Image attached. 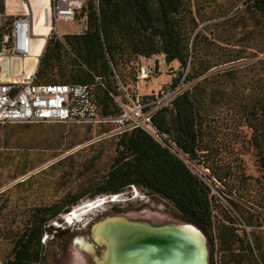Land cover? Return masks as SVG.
<instances>
[{
    "label": "trees",
    "instance_id": "trees-1",
    "mask_svg": "<svg viewBox=\"0 0 264 264\" xmlns=\"http://www.w3.org/2000/svg\"><path fill=\"white\" fill-rule=\"evenodd\" d=\"M243 2L247 12L264 16V0ZM220 9L221 6H216L208 13L204 6L192 4L190 0H97L96 5L93 0H84L79 10V15L84 13L86 18L84 28L78 33L64 34L63 42L50 34L41 48L31 79L41 83L92 84L98 112L114 115L117 108L109 94L118 92L111 67L122 79L118 65L138 56L148 58L161 54L166 64L175 60L178 75L156 92L172 86L181 76L186 85L169 104L151 115V122L190 163L201 164L215 182L222 183L229 195L225 219L230 225L221 224L216 230L220 215L214 209L207 184L180 157L138 127L116 132L114 154L90 197L116 194L126 187L137 186L170 201L184 221L203 232L210 244L208 264H214L213 239L217 243V264H264V240L254 230L264 223V69L255 79L245 80L244 66L237 63L245 57L243 39L251 31L238 32L236 37L213 35L212 25L235 21L223 17L208 23L219 15ZM3 12V0H0V17L5 15ZM9 25L6 30H0V36L9 30ZM231 25L237 27L234 22ZM41 30L45 37L46 18ZM260 53L264 66V46ZM224 63L231 65L218 72L219 79L213 83V78L205 73ZM129 68L134 67L129 65ZM94 76L102 84H95ZM189 81H192L190 85ZM132 82H128L131 90ZM222 84L229 85L233 106L240 109L237 122L250 129L248 141L259 171V176L253 179L255 187L240 163L236 140L226 148L214 138L216 126L210 118L211 105L222 104L225 95ZM248 84L250 93L245 92ZM221 147L228 152V160L223 159ZM209 184L215 185L212 180ZM80 197V194L73 195L66 208L58 201L30 208L33 211L28 223L15 238L6 259L1 258L3 264L36 261L31 251L33 246L40 245L44 224L61 212H69L71 209H64L76 204ZM212 209L217 212L215 218L211 216ZM236 225L240 234L236 232Z\"/></svg>",
    "mask_w": 264,
    "mask_h": 264
},
{
    "label": "rangeland",
    "instance_id": "rangeland-1",
    "mask_svg": "<svg viewBox=\"0 0 264 264\" xmlns=\"http://www.w3.org/2000/svg\"><path fill=\"white\" fill-rule=\"evenodd\" d=\"M190 2L204 6V10L208 13L210 9L221 6L219 15L209 19L208 23L223 17L235 20L233 22L236 23V28H232L233 22L219 26L212 25L210 32L213 35L220 33L230 36L234 34L236 37L238 32L251 31V34L244 35L245 57L237 64L244 66L245 80L249 78L253 80L261 74L264 69L260 62V58L263 57L260 50L264 46V16L247 12L248 8L243 0H190ZM13 11L15 10L9 12ZM16 12L15 15L21 13L20 10ZM10 16L14 15L5 14L0 17L1 31L8 28ZM44 18L45 12L42 6L33 20L35 38L32 37L31 41L36 39L33 53L39 52L44 44V33L41 30ZM57 26L61 33L80 32L78 22H58ZM211 50L214 49L211 47ZM129 65L134 68L130 69ZM137 65L148 67L155 65V72L148 78L137 79L135 72ZM230 65L221 64L211 68L205 74L210 75L214 83L216 79H219L217 73ZM118 70L124 83L133 81L139 95L150 94L170 84L171 79L178 75V63L174 60L166 64L161 54H154L148 58L138 56L126 64L118 65ZM192 81L187 84L190 85ZM249 84L245 89L247 93L251 92ZM254 86L255 83H252V87ZM220 87L224 88L225 92L221 100L222 104H212L210 112V118H213L212 123L216 126L214 138L216 137L221 145L225 144L226 148L233 142V139L236 140L234 145L238 148L240 163L245 174L251 176L248 180L255 187L253 179L259 176V171L255 164L254 150L248 141L250 129L242 122H237L240 109L233 106L229 85L222 84ZM115 126L114 123L98 122L0 124V187L10 186L4 189V192L13 194L17 198L31 196L34 202L29 206L32 209L38 204L47 205L55 201L66 208L68 200L76 194L81 195L79 200L64 210L87 205L92 201L104 200L102 205L93 211L83 213V217L74 223L65 222V216L71 210L67 213L61 212L47 221L44 224L45 230L40 236V245L33 246L31 251L32 256L37 257V260L32 261L31 264H85L84 260L88 254L81 251L75 242L81 239L90 243L92 238L89 234V227L104 215L122 214L128 218H140L154 224L164 221H184L170 201L137 186L126 187L116 194L101 193L90 197V193L114 154ZM221 154L224 160L230 158L223 148ZM203 168L201 164L191 163V170L197 176L201 174ZM213 183L215 185H211L212 203L220 215V220L216 223V230H218L221 224L230 225L225 219V209L229 208L226 198L229 195L225 193L222 183L215 181ZM32 211L0 210V223L9 224L6 228H0V257L3 260L8 256L15 238L28 223V217ZM236 227V232L240 234L239 226L236 225ZM254 230L259 238L264 240V223L255 227ZM206 244L209 256L210 244L207 238ZM214 257L217 258L218 253H213Z\"/></svg>",
    "mask_w": 264,
    "mask_h": 264
},
{
    "label": "built area",
    "instance_id": "built-area-1",
    "mask_svg": "<svg viewBox=\"0 0 264 264\" xmlns=\"http://www.w3.org/2000/svg\"><path fill=\"white\" fill-rule=\"evenodd\" d=\"M84 0H47L49 7L48 34L59 42H63L58 30V22H78L80 31L85 25V15L79 10ZM97 4V0H93ZM28 7V8H27ZM23 11L14 15L10 21L9 30L0 36V61L5 58H23L31 51L32 17L29 14L28 0H22ZM48 34L46 38L48 37ZM45 38V40H46ZM160 62L158 61V64ZM155 65H137V79L148 78L154 72ZM112 78L118 94L110 93L117 108L114 115H102L98 112L92 93V84L87 83H41L33 82L31 75L25 74L23 68L12 74L10 69L3 72L7 80H0V124L2 123H52V122H98L114 123V130L138 127L148 133L158 143L180 157L189 168L191 163L186 159L166 136L159 132L151 122V115L159 108L166 106L185 87L183 76L172 86L162 91L150 93L142 97L137 93V87L124 83L119 74L111 67ZM95 84H102L98 76H94ZM204 170L198 177L210 188L209 181H215ZM212 218L217 212L211 210ZM214 227V224H213ZM248 227H245L247 230ZM213 253L217 252V243L213 239ZM217 264V258H213ZM0 264H3L0 257Z\"/></svg>",
    "mask_w": 264,
    "mask_h": 264
},
{
    "label": "water",
    "instance_id": "water-1",
    "mask_svg": "<svg viewBox=\"0 0 264 264\" xmlns=\"http://www.w3.org/2000/svg\"><path fill=\"white\" fill-rule=\"evenodd\" d=\"M89 233L102 246L94 264H208L206 238L191 222L111 214L95 220Z\"/></svg>",
    "mask_w": 264,
    "mask_h": 264
},
{
    "label": "crops",
    "instance_id": "crops-1",
    "mask_svg": "<svg viewBox=\"0 0 264 264\" xmlns=\"http://www.w3.org/2000/svg\"><path fill=\"white\" fill-rule=\"evenodd\" d=\"M39 1V2H38ZM41 0H28L29 3V14L31 13V17H32V32H34V24H33V20L34 17L38 14V10L41 6ZM36 2V3H35ZM44 2H46L47 4V0H44ZM38 3V4H37ZM16 5V8H15ZM3 7H4V13L5 14H11V15H15L17 14V10H20V12L23 11L22 9V0H3ZM28 8V7H27ZM15 10L13 12H9V11ZM47 18H49V7L47 6ZM72 33V32H70ZM32 37L35 38V36L32 35ZM31 37V38H32ZM35 41H31V49L33 48ZM24 57L23 58H5V60H1L0 61V80H7L8 76L5 75V73L3 72L4 69H10L12 71V74H15L20 67L23 68V70L25 71V74H29L31 75L34 68H35V64L37 61V58L35 60V64L33 66V68L30 69H26L24 68ZM19 62V63H18ZM20 64V65H19ZM14 68V69H13ZM27 68H29L27 66ZM143 94H147V93H143ZM10 186H4V187H0V210H30L31 206H29L30 204H32L34 202V200L32 199L31 196H22L20 198H17L15 195L13 194H8L7 192H4V189L9 188ZM9 224L8 223H0V228L1 227H7Z\"/></svg>",
    "mask_w": 264,
    "mask_h": 264
},
{
    "label": "bare ground",
    "instance_id": "bare-ground-1",
    "mask_svg": "<svg viewBox=\"0 0 264 264\" xmlns=\"http://www.w3.org/2000/svg\"><path fill=\"white\" fill-rule=\"evenodd\" d=\"M40 2H41V6L40 7H42L43 6L42 4H44L45 10H46V12H45V18H46V34H45V37H44V41H45V38H46V36L48 34V27H49L48 24H47V16H46L47 15V4H46V2H44V0H41ZM40 52H41V50L39 52H37V53H33L32 49H31V51L24 57V61H23L24 62V64H23L24 65V68H26L27 70L28 69L31 70V68H33V66L35 64V60H36L37 56L40 55ZM27 66L29 68H27ZM103 201H101V200H99V202L98 201H92L91 203H89L87 205H83V206L80 205L78 207H76V206L73 207L71 209L70 213H68L65 216V222L70 224V223H74L76 221H79L83 217L82 216L83 213L90 212V211L95 210L97 207H99L100 205H102L101 203Z\"/></svg>",
    "mask_w": 264,
    "mask_h": 264
},
{
    "label": "flooded vegetation",
    "instance_id": "flooded-vegetation-1",
    "mask_svg": "<svg viewBox=\"0 0 264 264\" xmlns=\"http://www.w3.org/2000/svg\"><path fill=\"white\" fill-rule=\"evenodd\" d=\"M75 243L81 251L86 252L88 254L87 258L84 260L85 261L84 263L85 264H94L93 255H98L100 253V250L102 249V246H98V244L93 242L92 239L90 242L91 244L84 242L81 239H77Z\"/></svg>",
    "mask_w": 264,
    "mask_h": 264
}]
</instances>
